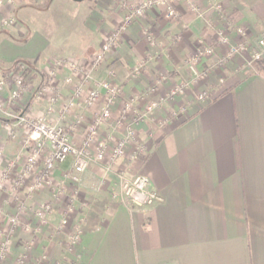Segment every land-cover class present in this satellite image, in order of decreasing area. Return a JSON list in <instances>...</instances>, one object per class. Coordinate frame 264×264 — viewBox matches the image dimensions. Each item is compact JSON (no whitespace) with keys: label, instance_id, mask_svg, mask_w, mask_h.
Returning <instances> with one entry per match:
<instances>
[{"label":"crops","instance_id":"0c3cea01","mask_svg":"<svg viewBox=\"0 0 264 264\" xmlns=\"http://www.w3.org/2000/svg\"><path fill=\"white\" fill-rule=\"evenodd\" d=\"M144 1L2 4L0 22L16 21L0 27L4 109L59 124L74 145L82 146L102 106H87L86 92L96 83H114L121 93L112 117L96 127L97 138L88 149L94 153L98 139L127 136L132 116H122V104L132 99L141 119L132 130L146 148L143 156L120 158L110 170L90 163L81 175L68 158L52 172L50 184L30 196L25 184L37 173L18 184L15 193L3 185L5 212L16 214L17 203H23V219L32 225L38 224L35 210L52 200L57 187L65 194L53 204L35 240L16 231L2 264H264V77L247 67L246 54L227 57L215 39V30L222 29L236 42L238 26L253 43L264 38V0H183L173 20L150 7L143 20L127 26L111 55L89 65L105 35ZM205 48L212 53L204 54ZM196 54L197 69L206 74L198 85L191 83L188 68ZM57 59L82 63L89 72L84 96L72 98L82 76L67 66L48 77ZM18 67L31 78V90L10 106L13 89L3 78ZM182 83H189L183 96L164 99L172 85ZM205 89L211 99L199 104L194 97ZM56 93L59 99L53 98ZM152 101L159 105L150 113L145 108ZM79 118L84 123L75 129ZM30 146L25 128L0 112V174L18 175ZM118 169L146 176L149 190L159 193L162 202L144 208L129 204L120 195ZM69 200L73 212L67 216ZM63 219L69 226L59 229ZM76 224L81 233L71 249ZM0 227L6 231V219Z\"/></svg>","mask_w":264,"mask_h":264},{"label":"built area","instance_id":"2783aa9c","mask_svg":"<svg viewBox=\"0 0 264 264\" xmlns=\"http://www.w3.org/2000/svg\"><path fill=\"white\" fill-rule=\"evenodd\" d=\"M10 3L11 0H0V8L4 2ZM183 0H148L144 2L141 6L132 12L131 15H128L125 18V22H129L132 18H141L143 17L144 10L148 9L152 5H155L159 8H162L163 12L169 20L176 19L177 12L175 6L178 5ZM192 1V0H189ZM16 21L13 19H6L0 22V27H9L15 25ZM122 27V26H121ZM121 29V28H120ZM120 31V30H119ZM117 31L111 33L109 37L102 44L100 51L93 56L90 60L91 65L96 66L102 61L105 54L110 51V48L117 43ZM236 35L238 36L234 45L230 46L229 39L219 34L218 43L227 48L228 57H231L233 54L241 55L245 54L247 51L246 41H243L242 37L246 36V32L243 28L236 29ZM259 49L255 50L253 57L259 59L264 55V38L258 41ZM229 48V49H228ZM245 52V53H244ZM204 54H211V50L205 48L203 50ZM197 56L192 58L191 61V70L193 73H196L198 76L199 71L194 67V64L197 61ZM55 67L61 68L65 65L76 74H81L82 82L77 86L75 91V96L79 98L82 96L84 91L83 86L91 81L89 72L83 70L82 64H77L72 61H59L55 62ZM59 69L53 71H48V75L54 76ZM196 71V72H195ZM7 77L12 81L15 86V89L11 93V100H18L23 92H28L31 90V84L23 79L21 76L9 73ZM70 81V79L68 80ZM176 92L179 89H175ZM104 91V94L102 93ZM119 93V88L116 85L110 84L108 82L96 83L94 87L86 92L85 95V104L87 106H92L99 102L102 98L104 100L103 105L101 106L99 112L96 114L93 126L88 130L87 138L82 146H75L70 140L68 132L65 128L59 124H52L46 122L43 119H34L25 114L18 113H7L6 116L8 119L16 121L17 124L22 125L25 128L27 133V140L32 142V148H30L28 155L26 156V162L24 166V175L30 176L37 172L40 165L43 167V172L39 174L36 180L29 184L27 190L29 194L43 188L44 184H50L52 172L56 169L57 166L63 164L68 158L72 159V169L77 175H81L87 169L88 163L91 161L89 156L88 148L90 144L95 141L96 137V127L109 120L111 117V107L113 105L114 99ZM202 98V95H200ZM130 104L126 103L125 108H123V114L131 112ZM2 104H0V109ZM149 111V110H148ZM133 115V114H132ZM133 115L131 118V123L128 126V134L123 140H120L116 144H111L109 141L113 138L109 136L105 140H101L97 143L96 152L94 154V161L101 162L103 159L107 158L111 162L116 161L118 158L129 157V159H134L137 156H143L145 152V146L141 143H136V146L133 152L126 154L127 146L131 141H134V133L132 128L137 122L138 116ZM139 119V118H138ZM81 119H77L74 127L79 125ZM83 122V121H82ZM81 122V123H82ZM137 124V123H136ZM133 136V137H132ZM0 151V156H1ZM126 172H122L119 175V188L120 195L123 199L134 207L144 208L150 207L155 204L162 202V197L159 193L151 191L148 188V179L142 175H136L133 177H127ZM16 185V184H15ZM3 189V184L0 182V190ZM16 189V186L12 187V191ZM65 194V189L62 186L56 188L52 200L46 202L45 204L39 206L35 210V217L38 219L37 225H32L29 222L21 220L20 215L25 211L26 207L23 203H17V213L10 215L3 211L0 208V222L3 219H6L7 230L5 231L3 240L0 242V259H3L9 252V245L12 241L13 236L16 231L22 229L24 232L30 234L32 239L35 240L36 237L40 234L41 225L46 221L47 216L52 212L53 204L58 202L61 195ZM69 205L66 210V213L70 214L73 212V207L71 205V200H69ZM69 226V221L63 219L58 226L59 229H64ZM81 229L79 225H74L72 228V233L70 237L71 249L74 243H76L80 237ZM42 259H45V256H42ZM1 261V260H0Z\"/></svg>","mask_w":264,"mask_h":264},{"label":"rangeland","instance_id":"374dc122","mask_svg":"<svg viewBox=\"0 0 264 264\" xmlns=\"http://www.w3.org/2000/svg\"><path fill=\"white\" fill-rule=\"evenodd\" d=\"M146 1H148V0H146ZM146 1H144V2H146ZM144 2H140V3H138V4H136V5H134V6H132L131 8H130V10H128L127 11V13H125V15H124V17H123V19L121 20V22L119 23V24H117L112 30H110V32H108L106 35H105V37L103 38V40L101 41V43H100V46H99V51H100V48H101V46H102V44L105 42V40L109 37V35L111 34V33H114L115 31H117V32H119L118 33V36H117V43L115 44V45H113L111 48H110V51L109 52H107V54H105V56H104V58L102 59V61L106 58V57H108L109 55H111L114 51H115V49L117 48V46H118V44H119V42H120V39H121V36L123 35V33L126 31V29H127V26L130 24V23H132V21H134V20H143V18H144V15H145V13L147 12V9L146 10H144V13H143V17H141V18H132L129 22H125V18L128 16V15H131L132 14V12H134V10L135 9H137L139 6H141ZM181 3V2H180ZM155 5H152L151 7H154ZM157 7V6H156ZM150 8V7H149ZM160 9H162V8H160ZM165 14V13H164ZM177 16H178V14H177ZM122 26V27H121ZM121 28V29H120ZM237 28H242V27H235V33H236V29ZM120 30V31H119ZM245 31V30H244ZM219 34H221V35H224V36H226L228 39H229V37H228V35L224 32V30H222V29H217V30H215V39L217 40L216 42L218 43V39H219ZM242 39H243V41H246V43H248L247 44V52L245 53L247 56H248V59L246 60V65H247V67H250L251 69H253V71H255L256 70V64H259V63H261L262 61H264V55L262 56V57H260L259 59H255L254 57H253V53H254V51L255 50H257V49H259V46H258V41L260 40V39H258L255 43H253L250 39H249V37H248V35L246 34V36L245 37H242ZM262 39V38H261ZM229 42H230V46H232V45H234L235 44V42L234 43H232L230 40H229ZM219 44V43H218ZM220 45V44H219ZM220 46H222V45H220ZM222 47H224V48H226L225 46H222ZM208 49H210V48H208ZM229 49V48H228ZM211 50V49H210ZM98 51V52H99ZM226 51H227V48H226ZM211 53H212V50H211ZM197 55V54H196ZM196 55H194V56H191L190 57V59H189V62H188V68H189V70H190V72H191V75H192V79H191V83L192 84H195V85H198L200 82H202L204 79H205V76H206V74H204V73H201L198 69H197V65H198V63H199V56H197V61H196V63L194 64V67H195V69L197 70V72L199 71V73L200 74H198V76L196 75V73H193L192 72V70H191V59L192 58H195L196 57ZM226 56L228 57V52H226ZM232 56H238L237 54H233ZM231 56V57H232ZM93 58V57H92ZM92 58H90L89 59V65L92 63H90V60L92 59ZM59 61H63V59H57L55 62H59ZM55 64V63H54ZM82 64V63H81ZM99 64V63H98ZM97 64V65H98ZM96 65V66H97ZM52 66H54V68L53 69H51V70H49V71H53V72H55V70H57V69H59V71L62 69V67H63V65L61 66V68H59V67H55V65H52ZM142 66H143V63H141V64H139L137 67H136V69H135V72H134V74H138L139 73V71H140V68H142ZM196 72V71H195ZM11 73H13V74H16V75H19V76H21L23 79H25L26 81H28L30 84H31V78L25 73V72H21V71H12ZM8 75V74H7ZM7 75L3 78V82H4V84H6V85H9V86H11L12 87V89L14 90L15 89V86H14V84L12 83V81H10V79L7 77ZM48 77H49V75H48ZM50 78H52V76H50ZM165 78H167V76H165ZM108 83H110V82H108ZM110 84H113V85H116V84H114V83H110ZM77 86H79V84H77L75 87H74V90H73V92H72V98H77L76 96H75V91L77 90ZM118 88H119V86L118 85H116ZM189 87V83H182V84H174V85H172L171 87H170V89L167 91V93H166V95H165V97H164V99L165 100H169V101H172V100H175L177 97H179V96H183L184 94H185V92H186V90H187V88ZM175 89H179L177 92H176V90ZM13 90H12V92H13ZM11 92V93H12ZM24 93V92H23ZM82 93V95L84 96V91L83 92H81ZM120 89H119V93L117 94V96L115 97V99H114V102H113V105L115 104V101H116V99H117V97L120 95ZM22 95V94H21ZM200 95H202V98H200ZM11 96V95H10ZM195 96V95H194ZM20 98H21V96H20ZM20 98L18 99V100H9V105L10 106H15L19 101H20ZM53 98L54 99H59L60 98V94H58V93H56L54 96H53ZM194 99L199 103V104H202V103H204V102H207V101H209L211 98H210V92L208 91V89H205V90H202V91H199L198 93H196V96L194 97ZM102 103V105H103V102H104V100L101 98L100 100H99V102L98 103ZM126 103H128V104H130V105H132L131 106V112H128V113H125V114H123V112H121L122 113V116L124 117V118H126V116L127 115H131L132 117H133V115L135 116V114L137 113V115L136 116H138V118H137V122H135V125H136V123H138V122H140L141 121V119H140V114H139V111H138V109L135 107V101L132 99V100H126L125 102H123V104H122V107L123 108H125V105H126ZM0 104H2V108L0 109V112H2V113H4L5 114V117H7L6 116V114L7 113H17V112H14V110L12 109L13 107H11V109H12V111L10 110V111H8V110H5L4 109V104H3V102H1L0 101ZM97 104V103H96ZM112 105V106H113ZM158 105H159V102L158 101H152L149 105H147L146 106V108L145 109H148L149 110V112L151 113L154 109H156L157 107H158ZM123 108H122V111H123ZM14 109H15V107H14ZM111 109H112V107H111ZM169 113H170V115H174V111L171 109V110H169ZM133 114V115H132ZM111 117H112V111H111ZM111 117L109 118V120L111 119ZM8 118V117H7ZM81 119V122L83 121V119L82 118H80ZM109 120H107V121H109ZM80 122V124L79 125H77L76 127H75V129H77V127H79L82 123H84V122H82L81 123ZM128 126V125H127ZM133 126H134V124H133ZM132 129H134V128H132ZM68 132V131H67ZM133 133H134V141H131L129 144H128V146L131 144L132 146H133V149L130 151L131 153L133 152V150H134V148H135V146H136V143H139L140 141H139V139L135 136V132L133 131ZM69 134V133H68ZM132 136V137H133ZM109 137V136H108ZM107 137V138H108ZM87 138V137H86ZM95 138H97V137H95ZM99 141H101L100 139H98ZM102 140H105V139H102ZM120 140H123V139H112V140H110L109 142L111 143V144H116L117 142H119ZM28 141V140H27ZM28 142H30V144H31V146H30V148H32V142L31 141H28ZM94 143V141L90 144V145H92ZM141 143V142H140ZM141 145H143L142 143H141ZM76 146V145H75ZM127 146V147H128ZM77 147H80V146H77ZM30 150V149H29ZM88 150V152H89V156L92 158L91 159V161L88 163V165L90 164V163H94V164H99V165H103L104 164V167H105V170L106 169H109L110 170V168H114L115 167V164H116V162L118 161V159H120V158H118L116 161H114V162H111L109 159H107V158H105V159H103L101 162H98V161H94V159H93V157H94V154H95V152L93 153V152H90L89 150L90 149H87ZM145 150H146V148H145ZM29 152V151H28ZM126 154H129V151H128V149H127V151H126ZM27 155H28V153H27ZM139 156H137L136 158H138ZM123 158V157H122ZM124 158H128L129 159V157L126 155V157H124ZM136 158H134V159H129V160H135ZM0 159H1V156H0ZM26 159V158H25ZM25 162H26V160H25ZM24 166H25V163H24ZM24 166H23V168H22V170H21V172L18 174V175H14V176H12L10 173H8V172H6V173H3V174H0V181L2 182V184L3 185H5L6 187H8L10 190H12V187L13 186H16V189L14 190V191H12L13 193H15L16 192V190H18L17 189V185L18 184H25L26 182H27V180L29 179V177L30 176H33L34 174H32V175H30V176H26V175H24ZM88 167V166H87ZM115 171H117V176H118V178H119V175L123 172L122 170H115ZM43 172V167H42V165H40L39 166V168H38V170H37V174H35L36 175V177L33 179V182L36 180V178L39 176V174L40 173H42ZM125 172V171H124ZM126 175H127V177H133V176H136V175H141V174H135V175H129L128 173H125ZM142 176H144V175H142ZM144 177H146V176H144ZM147 178V177H146ZM148 179V178H147ZM148 183H149V180H148ZM16 184V185H15ZM29 184L30 183H26L25 185H26V187L28 188V186H29ZM3 189H5V188H3ZM3 189H1L2 191H4ZM0 190V191H1ZM1 191V192H2ZM29 194V193H28ZM28 196H30V194L28 195ZM47 202H49V200L47 201ZM46 203V202H45ZM45 203H43V204H45ZM0 208L3 210V211H5V208H4V206H2V205H0ZM26 210V209H25ZM16 213H17V210H16ZM25 213V211L20 215V217H21V220L22 221H25L24 219H23V214ZM67 216L68 215H71L72 213L70 212V214H68V213H65ZM25 222H28V221H25ZM30 223V222H29ZM0 226H1V222H0ZM6 230H7V228H6ZM19 230H22V229H20L19 228ZM23 231V230H22ZM4 234H5V231L2 229V227H0V242L3 240V237H4ZM11 243H12V241H11ZM10 243V244H11ZM10 246V245H9ZM7 257L5 256L3 259H0L1 261H0V264H2V262L6 259Z\"/></svg>","mask_w":264,"mask_h":264},{"label":"trees","instance_id":"16d2710c","mask_svg":"<svg viewBox=\"0 0 264 264\" xmlns=\"http://www.w3.org/2000/svg\"><path fill=\"white\" fill-rule=\"evenodd\" d=\"M52 67L54 68V66H52ZM19 69H20V67H18L16 70H19ZM256 72L264 77V61H262L259 64H256Z\"/></svg>","mask_w":264,"mask_h":264},{"label":"water","instance_id":"95a60500","mask_svg":"<svg viewBox=\"0 0 264 264\" xmlns=\"http://www.w3.org/2000/svg\"><path fill=\"white\" fill-rule=\"evenodd\" d=\"M71 1L79 3V2H82L83 0H71Z\"/></svg>","mask_w":264,"mask_h":264}]
</instances>
